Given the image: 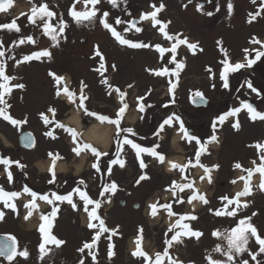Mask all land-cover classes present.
Instances as JSON below:
<instances>
[{
    "label": "rangeland",
    "instance_id": "374dc122",
    "mask_svg": "<svg viewBox=\"0 0 264 264\" xmlns=\"http://www.w3.org/2000/svg\"><path fill=\"white\" fill-rule=\"evenodd\" d=\"M41 3H47L50 9L54 8L57 18L59 17L58 24H51L56 29V41H53L49 35L43 36L42 22L38 33L31 36L34 39L37 37V45L44 46V50L51 53L50 57L57 52L59 60L57 64H54L55 72L58 77L68 81V90L74 95L72 98L68 95L59 98L54 91H51L48 82L41 81L44 85H39V82L37 84L33 81L38 77L46 80V77L41 74L40 63H32L29 68L25 69L27 72L30 71L27 75V92L7 95L5 98L14 104V119H26L27 122L17 128L20 131L26 130L33 133L35 146L29 151L19 149L16 145V127L10 122L4 124L0 121V149L5 148L2 151L12 158H20V164L24 165L23 168L20 167V171L28 178V182L37 186L38 189H42L53 179L50 169L55 172L54 183L61 193L79 188L96 194L103 190V186L115 182L117 185L115 193L103 192L102 203L105 202L103 208L105 215L102 220L106 227L112 230L118 228V231L116 236L113 234L100 235L96 243L97 252L95 254L89 252L90 256H80L76 253V246L96 236L98 230L89 228L88 224L91 222L96 225L99 220H89V214L85 211L82 202H78L73 208L72 204L62 201L61 204L53 205V208H57L58 211L56 217L51 218L53 226L50 232L67 244L63 248H57V245L51 243L46 244L45 252L41 253L39 245L44 242L43 234L34 232L39 231L43 220L35 217L27 221L31 225H27V222L21 223L17 209L11 208L10 213L1 211L4 216L0 220V234H6L9 238L14 237L17 252L26 249L28 256L25 258L17 255L11 262L5 261L1 264H80L81 261L83 264H155L156 254L161 255V264H210L209 257L212 261L226 262L227 257L223 255V251L227 249L225 237L241 219L249 217L251 218L249 222L264 238V190L260 187L264 182V177L259 172L251 176V194L240 197V207L235 204L228 205V202L222 199L223 197L234 198L236 193L242 191L245 182L240 177H247L245 170L255 169L262 163V152L256 145L264 142V120H252L250 113L243 107L244 100L255 96L256 110L264 113V87L260 83L264 78L262 57L251 65V70L245 67L236 73L235 80L241 87L235 101L232 102L235 103V109L240 108L241 110L236 114L235 120L230 119L224 123L213 124L216 132L210 137L215 136V142L219 141V144L213 145L211 156L206 161L210 164L216 163L215 165L218 166L214 185L207 187L204 180L206 178L204 176L202 179L199 171L197 175H193L197 180L195 184L198 188L201 187L199 190L212 196L210 205H199L193 199L189 203L191 198L187 199L190 195L184 197L185 189L175 187L177 181L181 182L186 175H188L187 181H190L191 171L182 176L164 171L165 167L169 166V161L181 163L187 155L184 152L190 147L179 142L180 134L173 131L174 128H178V125L171 124V129L163 130V136L158 137L156 153L159 150V153L163 152L164 155L171 156L164 168L153 164L150 159L151 153H140L138 157L134 152L135 149L128 144H123V141L122 151L116 160H123L124 166L121 167L119 163H116V167L113 166L114 164L104 162V157L107 160L113 144L115 146L116 126L107 124L106 121L101 122L97 118L107 116L110 119H116L118 110L127 105L121 116L120 127L121 129L131 128L135 135L121 132L119 139L125 136L133 141L136 135L148 136L150 133V116L155 107L159 108L157 114L163 115L166 112L170 104L166 92L170 88L173 90L175 80L183 79L181 85L185 88L179 95V100L175 101V114L176 111H180L186 117L197 115L196 110L192 111L185 101L196 91L202 93L209 104L215 101L218 91L223 90L226 95L221 79L225 51L230 64L235 65L237 63L247 64L249 59H255L256 50H264L261 44L252 43L253 39L264 42L262 0H256L255 3L253 0H231L233 5L231 13L228 11L229 0H191V2L189 0H118L116 7H113L109 0H101L95 5L96 17L91 21L81 23H77L67 14V9H71L73 4L77 11H84L86 7L92 9L91 4L86 5V0H80L79 3L75 0H14L13 7L8 12L0 13V24L10 23L21 12L28 11L33 5L38 6ZM161 3L165 7L157 14V19L161 21V24L167 25L165 31L169 36L179 39L186 38L189 44H197L198 47L195 50L189 49L187 44H179L175 39H167L159 30L161 24L154 25L151 19H141L143 14L154 11L152 5L159 7ZM198 6L202 7L198 10ZM104 12L109 14L106 18L107 22L124 39L133 43L147 44L149 47L133 48L119 43L100 23ZM257 12L260 15L256 16L255 20H251V15ZM132 18L138 19L133 29L128 27ZM117 19L122 23L117 24ZM61 20L67 24L63 33L59 32ZM136 28H140L141 31L137 32ZM22 33L21 29L19 35L2 29L0 30V41H14L19 39ZM173 44H177L175 54L171 52ZM157 45L165 49L163 54L157 50ZM2 49L7 51L6 48ZM97 49L103 59L96 55ZM8 50H16L15 45L13 44L12 48L8 47ZM173 55H175V63L172 62ZM177 63L183 64L181 70H177ZM101 64L104 65L103 68ZM162 69H167L168 74L159 75V79H155V70ZM244 70H249L252 74ZM240 74L244 78L239 77ZM104 80H107V83H103ZM249 83L252 85L251 88L248 87ZM153 88H155L154 91ZM209 88L217 92L213 93L209 91ZM116 89L120 91L117 92ZM121 93H124L123 99ZM81 95L87 97L83 107L80 105ZM163 96H167L168 99H162ZM137 97L139 106L136 101ZM77 98L78 101L72 100ZM141 107L143 111L140 110ZM49 108L55 109L54 116L58 121L54 124H45L41 114L36 117L37 111H44L42 114L46 116ZM203 114L204 117L209 116L208 111ZM74 117L78 119L80 127L69 121ZM237 121L239 122L238 129L233 127ZM58 124L64 127H59ZM95 125L98 126L100 132H108L105 137L107 139L89 141L84 137L86 130ZM69 128L76 132L75 140L68 131ZM50 130H52V135L47 136L46 133ZM173 140H176L174 144H172ZM85 142L99 152L107 153L98 158L103 160L98 165L99 172L93 168L94 163L98 164L96 156L93 158L90 152L85 151L77 155L73 151ZM150 142H154V139L147 137L144 143L140 142V146L145 149H147L146 146H154V143ZM141 158L146 165L144 168L140 166ZM236 164H240L241 168H236ZM109 168H111L110 174ZM1 170L3 168H0ZM142 174L147 178L140 180ZM231 178L233 182H230ZM173 193H175L174 200ZM53 194L49 193L48 197L52 198ZM64 195L60 194V196ZM121 200L124 201L123 207L119 205ZM171 201L173 202L171 211L177 215L178 220L179 216L194 215L196 219L182 220L180 226H176L177 221L173 224L174 214L169 215L168 210L163 207ZM245 203L247 207L243 206ZM10 204L16 206L13 200H10ZM153 204L157 205L155 214L150 208ZM135 205L137 207L134 208ZM225 205H227V210L235 208L236 215H215L217 210L224 211ZM40 206L43 207V214L49 208L46 203H40ZM93 206L95 205H88V210L91 211ZM184 224L202 235L197 238L182 234L178 237L179 242L174 241L171 246L166 244V241L177 232L186 231L182 227ZM216 231L222 235L214 236L213 233ZM108 234H111V230ZM118 235L121 236L117 237ZM38 236L41 238L38 239ZM109 237L112 238L111 243H109ZM110 245L113 246L114 255L112 256L108 255ZM138 245L149 257H155L146 260L142 256H132V253L137 251ZM218 245L221 247V252L215 251ZM166 248L167 256L164 255ZM247 248L249 251L235 256V264H240L244 260H247L248 264H264V253H259V245L255 237L249 236ZM250 253L257 254L256 260L251 259ZM93 255H95V261ZM227 264H232V262H227Z\"/></svg>",
    "mask_w": 264,
    "mask_h": 264
},
{
    "label": "snow or ice",
    "instance_id": "6c2138e0",
    "mask_svg": "<svg viewBox=\"0 0 264 264\" xmlns=\"http://www.w3.org/2000/svg\"><path fill=\"white\" fill-rule=\"evenodd\" d=\"M75 2L79 3L80 0H75ZM100 2H101V0H86V5L87 4H91L93 7H92V9H88L86 7L84 11H77L75 9V4H73L72 8L70 9L69 15L77 23H81L82 21H91V20H93V18L96 17L97 9L95 8V5L99 4ZM117 2H118V0H109V3H111L113 5V7L117 6ZM189 2H191V0H189ZM255 2H256V0H253V3H255ZM13 4H14V0H0V13L8 12L9 9L11 7H13ZM152 7L154 8V11H152L151 13L143 14L141 16V19L142 20L143 19H151L153 21L154 25L161 24V21H159L157 19V14L164 9L165 5L163 3H161L159 5V7H157L156 5H152ZM200 7H202V6H198V10H199ZM232 7H233V5L231 3V0H229V3H228V11H229V13H231ZM261 7L264 8V0H262ZM22 15H27V19H28L29 23L36 24L37 20L45 21V18H49L50 19V18H52L55 15V13H53L52 11L49 10V6H48L47 3H41L38 6L37 5H33V7L30 10V14H22ZM108 15L109 14L107 12H104L103 16L100 19V23L103 25V27L105 29H108L111 32V34L116 38L117 41H119V43H121L122 45H128L129 47H133V48L149 47V45H147V44L133 43V42L127 40V39H124L121 36V34L119 32H117L115 30V28H113L112 25H110L107 22L106 18H107ZM208 15H211V13H208ZM258 15H260L259 12H257L255 15H251V20H255L256 16H258ZM17 19H18V17L16 19H13L10 23L0 24V30L7 29L9 31L14 30L16 32H19L20 31V27H19V25L16 22ZM251 20L249 22H251ZM116 23L120 24V23H122V21L117 19ZM131 26L135 27V23H132ZM66 27H67L66 22L61 20L60 26H59V32L63 33L64 29ZM166 27H167L166 24H161V27H160L159 30H160V32L164 33V35H165V37L167 39H175V40L178 41L179 44H187L189 49H192V50H195L198 47L197 44H189L186 38L185 39H179L178 37L169 36L168 33L165 31ZM43 29H44V33L46 35H49L50 38L53 41H56V35H55L56 29L50 23L45 21L43 23ZM135 30L137 32L141 31L140 28H136ZM126 31H127V29H126ZM26 39H27L28 42L34 43L33 38L31 36L27 37ZM24 42H25L24 39H21L19 41L20 44H23ZM252 43L261 44L262 47H264V42H261V41H259L257 39H253ZM2 47H3V44H2V42H0V48H2ZM156 48L161 54H163V52L165 51V49H163L159 45H157ZM176 48H177V44H173V46L171 48V52L173 54H175ZM245 51L247 52L248 50L246 49ZM4 55H5L4 51H0V57H3ZM50 55H51L50 52H48L47 50H44V51H41V52L34 53V54L30 55V56H25L23 58V60L24 61H30V60H33V59H40V57H42V56H50ZM96 55L101 56V53H100L99 49H97ZM261 57H264V51L256 50L255 59H249L247 61V64L237 63L235 65H232L228 61L227 53L225 51V60L222 61V63L224 64V70L221 72V79L223 80V87L226 88V89L229 87L228 74L230 72H236V71H238V70H240L241 68H244V67H251V65L254 64L256 62V60H259ZM101 59H103L102 56H101ZM172 62H174V63L176 62L175 61V55H173V57H172ZM101 67L103 68L104 65L101 64ZM113 67H115V66H113ZM176 68H177V70H181L183 68V64L182 63H177L176 64ZM155 74L156 75H166V74H168V70L167 69L155 70ZM50 75H54V74L50 73ZM176 75L178 76V71L176 72ZM12 79H15V78L6 75V73H5V64L2 61H0V80L3 81V83H0V105H3V107H0V118L4 119L5 121L10 122L13 126H20V125H22V124L27 122L26 119L25 120L14 119L7 112V108H9L10 105L7 103V101L5 99V96L6 95H10V93H11L12 89L9 86V81H11ZM55 79L57 81V84H59L60 81L63 78L62 77H55ZM103 83H107V80H104ZM14 87L23 88L24 85L18 84V85H15ZM248 87L251 88L252 85L249 83ZM63 91L69 96V98H72L73 95H74L66 87L63 89ZM116 91L119 92L120 90L116 89ZM253 91H255V89H253ZM57 95H59V91L57 92ZM195 95L197 97H200L201 99L203 98L202 97V93L197 92ZM123 96H124V93H121V98L122 99H123ZM85 99H87V97H84L83 95H81V99H80L81 107L84 106V100ZM126 107H127V105H124L123 107H121L118 110L117 115H116V119H109V117H107V116H98L97 117L101 122L107 121L108 123L114 124L116 126V129H117L116 136H117V138H119L121 132H127V133H130L133 136L135 135V132L131 128L121 129V127H120V119H121V116L124 113ZM243 107L246 108L247 111L250 113V117H251L252 120H256V119L264 120V113L258 112L251 104L245 103V104H243ZM140 110L143 111V107H141ZM240 110H241L240 108H236V109L231 110L229 113L225 114V116L219 117L220 122L223 123V121L226 118V116H228V115H236L237 113L240 112ZM48 111L51 112L53 114V116H54L55 109L49 108ZM88 114L89 115H96L95 113H88ZM41 116L44 119L45 124H48V123L51 122V121H49L47 116H45L44 114H41ZM175 119L179 120L180 118L179 117H175ZM171 121H172V117H169L167 120L164 121V124H170ZM57 126L64 127L62 124H58ZM213 127L215 128V125H213ZM233 127L238 129L239 128V122L237 121V123L234 124ZM181 129L184 131V135L186 137H188L189 140H196L197 143H200V141L195 136H189L187 130L183 128V122L182 121H181ZM68 131L72 134V137L75 140L76 139V135H77L76 132L73 129H70V128L68 129ZM46 135H52V133L49 132V133H46ZM212 139L215 140L216 137L213 136ZM28 140H29V143L26 144V146H31L32 141H31L30 134H29ZM123 144L131 145V147L136 150V154H137L138 157H139L140 153H142V152H150L153 155L159 156V154L155 153L154 150L142 148L140 145L134 143L132 140L128 139L127 137H125L123 139ZM256 147L259 150H261V152H262V155H261L262 163L258 167H256L255 169H247V170H245V171H247V177H244V176L240 177V179L244 180V182H245L244 183V189L242 191L236 193L234 198H228V197H223L222 198V199H224V200H226L228 202V205L235 204L237 207H240L241 206L240 197L247 196V195L251 194L250 178H251V176L253 175L254 172H259L261 174V176L264 177V144L258 143L256 145ZM83 148L90 149L91 152L97 157V159L100 156L107 155V153L99 152L95 147H93L91 145H88V144H84ZM73 151L77 155H80L81 148L80 147H76V148L73 149ZM116 151H117V154H119L122 151V145L118 146ZM200 154H201V152L197 151V153H196V161H197V163H199ZM57 158H59L58 155H57ZM159 159L161 160V162H163V157L162 156H159ZM0 163L4 164L6 166L10 165L12 163H16L18 167H21V168L24 167V165L19 164L18 161L13 162V161H10L8 159H3V158H0ZM111 163H113V164L119 163L121 167L124 166V161L123 160H118V161L117 160H113V161H111ZM189 163H191V161H189ZM253 163L255 164V162H253ZM140 166H141V168L146 167V165L143 163V161H141ZM53 167H54V165H53ZM172 167L173 168H181V170H183V168L186 167V165L185 166H181V165H177V164L173 163ZM235 167L236 168H241V165L240 164H236ZM93 168H95L97 172L100 171V168H99L98 164L94 163L93 164ZM50 171H52L53 179L50 180L49 183H53L55 181V172L52 169H50ZM210 171H211L210 169L205 167V173L206 174L210 173ZM108 172H109V174L111 173V168L108 169ZM7 178L11 182V180H12L11 172L7 173ZM146 178H147L146 176H141L140 180H144ZM209 182H211L210 176H209ZM81 183H83V181H81ZM175 187L183 190V188L191 187V185L190 184H186V185H178L177 184V185H175ZM260 187H261L262 190H264V182L261 183ZM116 190H117V185L115 184V182H112L109 185H105V187H104V192L111 191V192L114 193ZM23 191L25 193L30 194L32 196V198H33L29 202V204L25 205V206L29 207L30 209H35L37 207V205L35 203V200L37 198V193L33 192L28 187H25ZM75 191L79 194L80 198L85 202V211L88 212V214H89V220L90 221L91 220H99V228H100V230L97 232V234L94 237V239H93L91 244L85 243L83 248L79 249V251L83 252L84 249H86V248L87 249L92 248L95 245L96 241L99 239L100 234L103 233V232H108L109 229L105 226L104 221L102 219H100V217L97 215L96 209H98L100 207V202L91 199L86 192L81 191L79 188L75 189ZM18 195H19V193H16V192L7 193V192L4 191V189L2 187H0V200L4 201L6 207H10V208L15 209V205L8 203V201L12 200L13 198L17 197ZM53 195L55 197V200H57V201H67L69 204H72L73 208L76 207V205L72 201V194L71 193H69L66 196H60V195H55V194H53ZM101 195H103V193H101ZM39 198L44 200V201H46V202H48V203H50V204L53 203V201L50 200L47 195L40 196ZM197 198L199 200L203 201L204 203H207V200H206L205 196H203V195H199L198 197L197 196H193L189 200V203H191L192 199H197ZM93 204L95 205V207L91 211H89L88 210V205H93ZM243 206L247 207V204L245 203ZM150 207L152 209V213L155 214L157 205L153 204ZM163 207H165L168 210L169 215L173 214L172 211H171V206L170 205H164ZM57 211H58L57 208H53V210H52V212L50 214L52 219H54L56 217ZM29 215H31V211L29 212ZM215 215H217V216H221V215L235 216L236 215V209L233 208L232 210H227V205H225V210L224 211L217 210L215 212ZM3 216H4L3 212H0V220L3 219ZM27 218L28 217L26 216L25 219H27ZM41 219L46 222V224H41L40 229H39L40 232L43 234V238H44V242L39 245V248H40L41 253H44L45 250H46V248H45L46 244L51 243V244H55V245L59 246V245L63 244L64 241L57 239L54 235L51 234L50 229H51V227L53 225H52V219H50L49 216H42ZM185 219L194 220V219H196V217L195 216H181L180 219L177 220L176 226H180L181 225V221L185 220ZM250 220H251L250 217L246 218V219H241L239 221L238 225L235 228L231 229L230 233L225 237V239L227 240V249L225 251H223V255H225L227 257V261L226 262L212 261L211 258L209 257L210 264H227V262H232V264H235V259L234 258H235L236 255H239V254H242L244 252L249 251V249L247 248L249 236L255 237L256 243L259 245V253H264V238H262L258 234L257 229L249 222ZM88 227L89 228H94V227H96V225H94L91 222H89ZM182 227L184 229H186V231L184 233L177 232L175 235H173L171 237L170 240L166 241V244L171 246L172 242H174V241L175 242H179L178 241V237L181 236L182 234L183 235L195 236L197 238H199V236L202 235V233H200L198 231L191 230L187 224L182 225ZM111 231H112L113 235L116 234V230L115 229H113ZM213 235L219 237L222 234L219 231H216V232L213 233ZM10 239L12 240L11 245H0V256L5 257L9 262H11L17 255H20V256H23V257L26 258L28 256L27 250L25 249L24 251L17 252L15 238L14 237H10ZM109 239H111V237H109ZM112 247H113L112 245L109 246V252H108L109 256L114 255V253L112 252ZM215 251L221 252L222 251L221 247L218 245L216 247ZM167 254L168 253H167V248H166L165 252H164V255L167 256ZM133 255L142 256L146 260H151L152 259L151 257H148V255L140 249L139 245L137 247V251L134 252ZM250 255H251V259L252 260H256L257 254L250 253ZM93 260L95 261V255H93ZM80 264H83V261H81ZM155 264H161V255L160 254H156ZM240 264H248V261L244 260V261L240 262Z\"/></svg>",
    "mask_w": 264,
    "mask_h": 264
},
{
    "label": "flooded vegetation",
    "instance_id": "af4514ba",
    "mask_svg": "<svg viewBox=\"0 0 264 264\" xmlns=\"http://www.w3.org/2000/svg\"><path fill=\"white\" fill-rule=\"evenodd\" d=\"M30 10L28 11H24L21 12L17 17L18 19L16 20L17 24L19 25L21 31L23 32L21 34V36H19V39H16L14 41H0L3 44L2 48H6L7 51L5 49L0 48V51H4L5 55L3 57H0V61H2L5 64V73L6 75L10 76V77H14L15 79H12L11 81H9V86L11 87V94H15V93H20V92H27V87H28V82H27V75L29 74L28 72L30 71H26L25 69L29 68V66H31V64L33 63H40L41 65V74L44 75L46 77V80H44L43 77H38V78H34L33 81H36V83L39 85H44L42 82H45L48 84H50V87L52 90H54L56 88V84H55V66L54 64L58 63V57H57V52L54 54H52V56H44V57H40L41 59L44 58V60L41 59H33L30 61H24L23 58L25 56H30L34 53L37 52H41L44 51L45 47L44 46H38L37 45V37H35L36 39H34L31 35L37 34L41 25L40 23L42 22V26L43 23L46 21L50 24L52 23H57L59 21V17L57 18V13L55 12L54 8H49L50 11H52L53 13H55V15L52 18H45V21H40L37 20L36 24H31L29 23L28 19H27V15H22V14H30ZM70 9H67V14H69ZM59 15V14H58ZM17 17H14L13 19H16ZM61 18L62 15H61ZM14 35H19V32H16L14 30L11 31ZM31 36L33 38L34 43L32 42H28L27 41V37ZM43 36H47L45 33L43 34ZM21 39H24L25 42L23 44H20L19 41ZM1 40V39H0ZM13 44L16 47V50L14 51H9L8 47L12 48ZM48 44V43H46ZM39 49H36L38 48ZM57 51V50H56ZM264 51V50H262ZM14 53L12 56H8L9 54ZM14 59H16V61H14ZM262 70H264V57H262ZM245 68V67H244ZM252 67H249V70H251ZM243 68H241L240 70H242ZM249 70H244L245 72L252 74ZM54 74V75H50ZM155 73V72H154ZM236 73H239L238 71L235 72V74L233 72H231V74L228 75V83H229V87L225 90L226 91V95H224V91L220 90L218 91L217 98H215V101L212 104H209L207 101V104L205 106L202 107H193L191 106L189 100L190 98H186L185 101H187V105L190 106L191 110H196L197 115L196 116H190V117H186L184 114H182L180 111H171L170 113L167 112V114L165 113V115L163 116L161 113L157 114V111L159 110V108L157 109L155 107V109L153 110V113H151L150 116V133L149 136L151 139H154V142H150L151 144L154 143V150L155 148L158 146V137L162 136V129H167L170 128V126L167 124H164L163 122L165 120H167L169 117H172V121L171 122H176L179 123L180 128H181V121L183 122V128L187 130L189 136H195L200 143H197L196 140H189L188 137H186L184 135V131L181 129V133H182V142L185 143L186 145H193L196 150H198L200 147H202L203 145H206V147H209V145H211V142L213 139H211L210 135L215 133L216 130L213 127L214 123H219V117L221 116H225V114L229 113L231 110L235 109V103H233L232 101H235L236 96L238 95V92L240 90L241 85L239 86V84L237 85V81L235 80V77L237 76ZM31 75V74H30ZM159 75H155V79H159L158 77ZM239 77L244 78L243 76H241V74L239 75ZM183 80V79H182ZM182 80L178 79L175 80V82L173 83V90L172 88H170L167 92L166 95L169 96V102H170V106L172 105H176V100H179V95L182 94L181 92L185 90V88L183 87L182 84ZM258 80V78H257ZM2 83L3 81L0 80ZM42 81V82H41ZM234 81H236V84H234ZM34 83V82H33ZM176 83V85H175ZM260 83L263 85L264 87V78L263 80L260 81ZM18 84H22L24 85L25 89L23 88H18V87H14L15 85ZM27 84V86H26ZM34 85H36L34 83ZM170 86V83L168 84ZM237 85V86H236ZM37 86V85H36ZM178 86V87H177ZM177 88V89H176ZM30 89V88H29ZM155 88H153L152 90L154 91ZM157 89V88H156ZM51 90V91H52ZM209 91L215 93L217 92V90L213 89V88H209ZM198 91L194 92L192 94V96L194 94H196ZM7 96V95H6ZM9 96V95H8ZM167 96H163L161 97L163 98H167ZM253 95H251L252 97ZM7 103L10 105L9 108H7V112L14 118L13 115V111L15 109L14 104L11 103L10 100H8L7 98H5ZM168 99V98H167ZM256 99V97H252V99H246L244 100L243 104L247 103V104H251L255 109H256V105L254 103V100ZM182 100V97H181ZM243 101V100H242ZM154 105V103L152 104V106ZM0 107H3V105H0ZM20 108V107H19ZM209 108V110H207ZM246 109V108H245ZM12 111V113H11ZM152 111V109H151ZM208 111L209 116L208 117H204V112ZM159 117H161L159 119ZM175 117H179V120H176ZM236 115H228L226 116V118L224 119L223 123L225 121H229L230 119L235 120ZM0 121H2L4 124L9 123L8 121H5L4 119L0 118ZM262 121V120H259ZM11 125V124H10ZM12 128V125H11ZM3 135V134H2ZM264 144V142H263ZM5 148H3L2 150H4ZM0 149V158L6 159L9 158L7 154H5L6 152L2 151ZM7 151V150H6ZM190 150L187 149L186 153H188ZM159 156H162V154H159ZM159 156H154L153 158H155V162L157 164V167L163 166V162L165 160V157H163V162H161V160L159 159ZM209 157V156H207ZM152 158V159H153ZM200 159L199 158V163H197L196 161V157L195 155L192 156H187L184 158L182 163H179L177 165H181V166H185L183 168V170H181V168H173L171 167L166 173H177V174H182V173H187L190 170H194L196 169L199 165H200ZM189 161H191V163H189ZM2 164V163H0ZM209 169L211 170L210 173H212V167H209ZM14 174H12V179L16 178L19 181H22V183H28V178L26 176H22L20 177V175H18V170L16 172H13ZM4 174H5V178H7V171L4 170ZM254 175V173H253ZM3 175H0V177H2ZM186 184V183H185ZM178 185H184V183H178ZM8 203H10V201H8ZM84 204V201L82 202ZM3 211L5 213L7 212H11V208L10 207H6L5 203L3 200H0V212ZM27 214H29V212L31 211V209L29 207H27ZM33 211V210H32ZM32 214V212H31ZM0 235H6V234H0ZM5 262L3 260L2 257H0V264Z\"/></svg>",
    "mask_w": 264,
    "mask_h": 264
},
{
    "label": "water",
    "instance_id": "95a60500",
    "mask_svg": "<svg viewBox=\"0 0 264 264\" xmlns=\"http://www.w3.org/2000/svg\"><path fill=\"white\" fill-rule=\"evenodd\" d=\"M132 23H135V26H136V24L138 23V20L137 19H133V20L130 21L129 26L131 28H134V27L131 26ZM190 104L193 107H202V106H205L207 104V100L204 97L201 99L200 97H197L196 95H194V96H192L190 98ZM29 134L31 136L32 144H31V146H26V144L29 143V140H28ZM18 145H19L20 148H22L24 150H30L33 147V145H34V137H33V135L30 132H22L20 134L19 138H18ZM119 204L121 206L124 205V201H120ZM11 243H12L11 240L0 236V245H11ZM3 258L5 260H7L5 257H3Z\"/></svg>",
    "mask_w": 264,
    "mask_h": 264
},
{
    "label": "bare ground",
    "instance_id": "6f19581e",
    "mask_svg": "<svg viewBox=\"0 0 264 264\" xmlns=\"http://www.w3.org/2000/svg\"><path fill=\"white\" fill-rule=\"evenodd\" d=\"M69 121L70 122H72V123H75L78 127H80V125H79V123H78V119L77 118H71V119H69ZM76 121V122H75ZM107 131H104V132H100V130H99V128H98V126H91V127H89L87 130H86V132L84 133V137L87 139V140H89V141H98L99 139H101V138H105L106 137V135H107ZM105 139H107V138H105ZM176 140H173L172 141V144H174V142H175ZM28 224L27 225H31V223L30 222H27Z\"/></svg>",
    "mask_w": 264,
    "mask_h": 264
},
{
    "label": "trees",
    "instance_id": "16d2710c",
    "mask_svg": "<svg viewBox=\"0 0 264 264\" xmlns=\"http://www.w3.org/2000/svg\"><path fill=\"white\" fill-rule=\"evenodd\" d=\"M85 149V148H84Z\"/></svg>",
    "mask_w": 264,
    "mask_h": 264
}]
</instances>
